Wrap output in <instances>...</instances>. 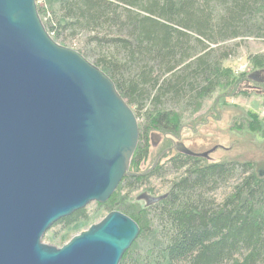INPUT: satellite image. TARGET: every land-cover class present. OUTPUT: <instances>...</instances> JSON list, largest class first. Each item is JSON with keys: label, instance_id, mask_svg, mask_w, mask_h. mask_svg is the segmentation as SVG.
<instances>
[{"label": "trees", "instance_id": "trees-1", "mask_svg": "<svg viewBox=\"0 0 264 264\" xmlns=\"http://www.w3.org/2000/svg\"><path fill=\"white\" fill-rule=\"evenodd\" d=\"M42 3L38 11L49 34L65 45L84 38L78 51L111 78L141 118L131 160L136 173L149 156L153 135L177 136L185 127L183 115L200 110L223 85L230 86L231 96L239 91L237 78L224 66L238 44L228 43L264 38V0ZM239 123L264 138V123L248 115ZM164 158L144 176H125L100 205L108 213L118 206L140 226L120 264H264V171L254 161H214L189 150ZM168 172L179 175L155 203L140 208L120 195L123 185L134 189ZM233 180L218 202L214 195ZM90 221L84 208L56 223L69 233Z\"/></svg>", "mask_w": 264, "mask_h": 264}, {"label": "water", "instance_id": "water-1", "mask_svg": "<svg viewBox=\"0 0 264 264\" xmlns=\"http://www.w3.org/2000/svg\"><path fill=\"white\" fill-rule=\"evenodd\" d=\"M138 142L134 110L105 72L53 41L37 1L0 0V264H120L140 227L119 211L61 247L42 240L149 172L130 171Z\"/></svg>", "mask_w": 264, "mask_h": 264}, {"label": "rangeland", "instance_id": "rangeland-1", "mask_svg": "<svg viewBox=\"0 0 264 264\" xmlns=\"http://www.w3.org/2000/svg\"><path fill=\"white\" fill-rule=\"evenodd\" d=\"M38 4L42 5V0L37 2V6ZM39 16L42 20L40 14ZM50 36L58 45L77 52L84 41V38L80 37L65 45L53 38L51 34ZM236 43L238 44L236 52L231 58L224 61V66L231 69L237 78L239 91L233 92L234 95L231 96L228 94L230 86L223 85L203 102L200 110L195 113H185L183 122L186 126L182 132L180 144L187 150L195 154L207 155L208 159L214 161L227 159L254 161L256 166L264 171V138L243 126L241 129L239 123V118L243 115H248V117L264 123V38L238 39L229 42L228 45L232 46ZM86 59L94 64L92 59ZM240 121L242 124H248L247 119ZM140 122L141 118L138 119L139 125ZM170 145L171 143L162 134L153 135L149 156L141 164L138 172L150 169L158 159V154ZM168 153L171 154L173 151ZM168 153L163 156H167ZM166 159L162 158L160 163ZM133 170L135 169L131 167L130 163V171ZM178 175L177 172H168L162 177L151 176L140 182L139 186L134 189L125 188L123 185L120 195L124 196L131 204L143 208L166 195L170 181ZM235 182V180L229 182L214 195L218 202L231 191V186ZM100 205L101 203L91 202L85 207L92 221V223L90 221V226L108 214V209H104ZM115 207L112 208L115 209ZM116 208L114 211L121 212L118 206ZM89 227L85 224H78L67 233L68 230H65L63 224L56 223L46 232L42 241L47 245L61 247L72 237Z\"/></svg>", "mask_w": 264, "mask_h": 264}, {"label": "flooded vegetation", "instance_id": "flooded-vegetation-1", "mask_svg": "<svg viewBox=\"0 0 264 264\" xmlns=\"http://www.w3.org/2000/svg\"><path fill=\"white\" fill-rule=\"evenodd\" d=\"M186 126V125H185ZM197 127V126H196ZM196 127H195V129H196ZM183 130H184V128L181 130V132L177 135V136H171V137H168V136H164V138L165 139H167L170 143H171V145L170 146H168V147H166V148H164L159 154H158V161H157V163L155 164V162L152 164V166L151 167H155L158 163H160V160L162 159V158H164V154H166V153H168V152H172V151H177V150H179L178 148H180V142H181V139H182V132H183ZM198 130V129H197ZM166 141V140H165ZM155 164V165H154ZM154 165V166H153ZM148 169V168H147ZM149 170V172L151 171V169H148ZM145 171H147V170H145ZM144 171V172H145ZM148 172V173H149ZM140 173H142V172H140ZM147 173V174H148Z\"/></svg>", "mask_w": 264, "mask_h": 264}, {"label": "bare ground", "instance_id": "bare-ground-1", "mask_svg": "<svg viewBox=\"0 0 264 264\" xmlns=\"http://www.w3.org/2000/svg\"><path fill=\"white\" fill-rule=\"evenodd\" d=\"M182 153V152H181Z\"/></svg>", "mask_w": 264, "mask_h": 264}]
</instances>
